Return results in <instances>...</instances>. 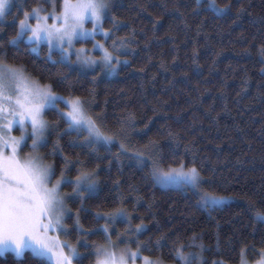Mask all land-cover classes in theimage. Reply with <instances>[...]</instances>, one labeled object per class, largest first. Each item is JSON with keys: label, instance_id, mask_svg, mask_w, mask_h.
Instances as JSON below:
<instances>
[{"label": "trees", "instance_id": "obj_1", "mask_svg": "<svg viewBox=\"0 0 264 264\" xmlns=\"http://www.w3.org/2000/svg\"><path fill=\"white\" fill-rule=\"evenodd\" d=\"M209 2L113 0L105 28L127 41L115 52L121 63L114 75L111 69L75 67L45 44L35 53L23 40L9 43L23 10L31 11L42 0H24L23 10L14 8L0 20V49L7 52L9 64L23 67L30 78L60 96L88 99L89 115L103 116L98 123L105 129L125 132L128 155L117 142L101 147L86 143L85 133L71 131L57 109L46 113L52 129L42 158L54 166V179L64 172L65 157L73 161L66 172L72 180L81 167L99 177L95 193L69 201L65 224L73 241L77 213L80 235L102 242L106 221L95 213L123 208L130 219L107 221L111 232L143 223L138 236L147 246L143 252L167 263L180 264L171 255L173 249L180 242L192 243L193 237L204 245V264H240L243 257L254 262L264 256V222L255 216L256 209H264V0H216L231 4L222 15L210 10ZM152 141L160 144L156 159L162 168L191 167L194 160L212 181L202 188L233 202L202 208L191 188H160L149 164L140 168L129 159ZM65 188L73 189L68 184ZM193 250L201 252L199 247ZM81 252L76 264L95 263L92 252ZM0 264L38 261L27 250L20 257L0 255Z\"/></svg>", "mask_w": 264, "mask_h": 264}, {"label": "snow or ice", "instance_id": "obj_2", "mask_svg": "<svg viewBox=\"0 0 264 264\" xmlns=\"http://www.w3.org/2000/svg\"><path fill=\"white\" fill-rule=\"evenodd\" d=\"M49 2L52 3L53 0ZM200 2L201 0H197V4ZM11 7V0H0V18L6 19ZM112 7L111 0H63V10L58 14L55 6L51 12H48L47 8L36 6L30 12L24 11L23 19L15 21L18 23L19 31L9 43L17 45L24 38L33 43L46 41L50 47H59L65 60L70 61L75 51L82 67L103 65L115 71V65L120 64L121 61L104 44L97 42L93 47V51L98 49L102 52L99 59L90 56L87 49L73 48L75 40L86 39L89 36L94 38L97 28L106 38H110L113 33L103 28V21ZM230 7L231 4L220 5L216 0H211L209 4L210 10L219 15L227 12ZM50 17L58 23L50 24L48 22ZM32 20H35V24ZM88 20L94 21L97 28H85L84 24ZM119 23L114 20V24L119 25ZM0 31L3 29L0 28ZM29 33L31 35H28ZM126 43V39L118 38L112 41V48H122ZM7 55L5 50L0 49V254L12 251L20 257L27 250H31L38 264H72L74 257H81L76 246L70 241L49 236L47 230L63 231L65 234L69 231L63 221L65 214H70L71 210L65 203V197L60 194V186L64 183H74L76 188L71 198L82 199L83 192L97 191L98 173L81 167L79 175L73 181L64 174L68 171V165L73 163L65 157L64 172L56 180L55 186L50 187L49 182L56 175L54 166L45 164L38 153L22 156L20 146L31 139V147L35 152L42 144L47 143L45 134L49 124L44 119V108L56 107L58 102L67 106V110L61 111L60 115L67 120L69 129L87 131L89 144H111L125 132L124 129L116 131L105 129L102 123H98V120L101 122L104 120L103 116L94 118L89 115L88 99L80 96H59L50 86L44 88L31 83L23 67L13 66L7 62ZM261 57L264 59V45L261 46ZM14 125H19L25 135L20 137L12 135L11 130ZM29 129H31L30 135ZM120 146L124 155H128L123 141H120ZM160 150L159 142L152 141L146 151H136L129 156V159L140 168L151 163L153 175L162 183H179L196 190L200 197L199 204L203 208H210L234 199L202 188V185L212 181L202 175L194 160L191 167L180 164L178 168H171L167 172L159 169L156 156ZM149 155L152 157L151 160L148 159ZM75 163L83 164L82 161ZM95 215L97 219L106 221L101 228L107 238V244L95 246V251L92 253L95 256V264H129V260L134 261L137 257H142L144 264H166L163 259L142 256L139 249L133 250L129 247L117 251L107 221L113 220L114 217H128L125 209L117 208L111 212H97ZM76 216L77 226L82 229V225L79 224V214L77 213ZM255 216L257 219H264V209H256ZM144 228L145 225L141 223L133 231L139 232ZM165 239L161 238V240ZM198 239L199 237H193L190 244L178 243L171 254L173 259L178 260L180 264H204L202 255L204 245L198 244ZM157 246H163L161 241H157ZM143 247L147 246L143 245ZM196 247H199L201 252L194 251ZM214 264H224V262L218 260ZM241 264H247V261L242 259ZM261 264H264V261Z\"/></svg>", "mask_w": 264, "mask_h": 264}, {"label": "rangeland", "instance_id": "obj_3", "mask_svg": "<svg viewBox=\"0 0 264 264\" xmlns=\"http://www.w3.org/2000/svg\"><path fill=\"white\" fill-rule=\"evenodd\" d=\"M202 1H204V0H201V2ZM23 2H24V0H11V4H12V7H11V11L14 9V8H16L17 10H19V9H21V10H23L24 9V5H23ZM111 3H113V0H111ZM211 2H209V4H210ZM62 5H63V0H53V2L52 3H50L49 2V0H42V3H40L39 5H37V6H41L42 8H47L48 9V12H51V11H53V7L55 6V11L59 14L60 12H62ZM10 11V12H11ZM24 11L25 10H23V13H24ZM30 12V11H29ZM9 14V13H8ZM46 14V13H45ZM107 17V16H106ZM106 17L104 18V21H103V28L104 29H106L105 28V19H106ZM24 18V16H22V18L21 19H23ZM0 20H5V19H2V18H0ZM50 24H52V23H58V21H56L53 17H50L49 18V21H48ZM32 23L33 24H35V20H32ZM84 27L85 28H88V29H93V28H97V26H96V24H95V22L94 21H92V20H88V21H86L85 22V24H84ZM106 30H108V29H106ZM18 31H19V27H18ZM113 33V32H112ZM28 35H31V33H29ZM118 39V37H117V35H115L114 33L110 36V38H106L105 36H104V34L102 33V32H100V30H99V28H97V34L95 35V37L93 38L92 36H89L88 38H86V39H78V40H75L74 41V44H73V48L74 49H87L88 50V54L90 55V56H95L97 59H99L101 56H102V52L100 51V50H95V51H93V47H94V45L97 43V42H100V43H102V44H104L106 47H108L109 48V50L110 51H113L114 52V55L117 57V55L115 54V52H120L121 50H122V48H118V49H113L112 48V41L113 40H117ZM26 44H28L29 46H30V49H31V51H33V52H35V53H37L38 52V49H39V46L40 45H42V44H45V45H47L51 50H54V51H59L60 53H61V57H62V59H63V53H62V51H61V49L59 48V47H50L49 46V44L46 42V41H37V42H35V43H33V42H31V41H29L27 38H24V39H22ZM65 48H67V45H65ZM33 49H35V50H33ZM64 61H66V62H68V63H70V64H72V65H74L75 67H78V68H80V69H82V70H84V71H93V70H102L103 72H108L109 70H110V68H107V67H105V66H103V65H94V66H92V67H82L80 64H79V62H78V57H77V55L75 54V51H73V54L71 55V59H70V61L69 60H65V59H63ZM121 61V60H120ZM120 64H117V65H115V68L116 67H118ZM112 70V69H111ZM115 72H116V69H115V71H113L112 70V75H114L115 74ZM26 76L28 77V79H29V81L31 82V83H34V84H37V85H39L40 87H44V88H47V86H43V85H41V84H39L37 81H35L34 79H32V78H30L27 74H26ZM58 95V94H57ZM60 96V95H59ZM60 105H63V106H65V110H67V106H66V104H64V103H62V102H58V105L56 106V107H45L44 108V119L48 122V120H47V117H46V113H47V111L48 110H52V109H57L59 112H61L62 110H60ZM6 107H7V105H6ZM64 110V111H65ZM65 119V118H64ZM66 120V119H65ZM67 121V120H66ZM48 124H49V127H48V130H47V132H46V139H47V134L50 132V130L52 129V125L48 122ZM71 131H75V132H77V133H85V138H84V141L86 142V143H88V132L87 131H84V130H71ZM11 134L12 135H14V136H16V137H20V136H23V135H25V133H24V131L20 128V126L19 125H14L13 126V128H12V130H11ZM29 135L31 134V129H29V133H28ZM120 141H123V136H121V137H118L117 139H115L112 143H114V142H117V143H119V146H120ZM111 143V144H112ZM31 144H32V140L31 139H28L27 141H26V144H22L21 146H20V154L22 155V156H27L29 153H34V154H36V153H38L39 154V156L40 157H42V147L45 145V144H42L38 149H36L35 150V152H34V150H33V148L31 147ZM89 144V143H88ZM93 145H95V146H99V147H101V146H109L110 144H104V143H92ZM121 147V146H120ZM146 151V150H145ZM143 152V151H142ZM148 159L149 160H151L152 159V157H151V155H149L148 156ZM157 160V159H156ZM43 162L45 163V164H48V163H46L44 160H43ZM50 165V164H49ZM149 165L151 166V168H152V164L151 163H149ZM157 167L159 168V169H161V170H163V171H165V172H167L169 169H171V168H169V169H164V168H162L160 165H159V163H158V161H157ZM175 168H178V167H175ZM66 176H68L67 175V173L65 172L64 173ZM154 177H155V182H156V184L160 187V188H163V189H169V188H174V189H179V188H185V186H183L182 184H179V183H169V184H165V183H162V182H160V179L157 177V176H155L154 175ZM60 178V177H59ZM59 178H57V179H59ZM57 179H52L50 182H49V186L50 187H54L55 186V182H56V180ZM74 181V180H73ZM66 184H68L69 186H72L73 187V189L72 190H70V191H68V190H66V188H65V185ZM75 188H76V185L74 184V183H64V184H62L61 186H60V194L61 195H63L64 197H65V203H66V205L68 206V208H69V201H71V200H75L74 198H71V196H72V194L74 193V190H75ZM192 189V188H191ZM193 190V189H192ZM196 194H197V191L196 190H193ZM86 193H87V191H85V192H83V194H82V196L84 197L85 195H86ZM197 196H198V198H199V200H200V197H199V195L197 194ZM226 197H228V196H226ZM233 200L234 199H232V200H229V201H225V202H223V203H220V204H217V205H215V206H213V207H223V206H225V205H228V204H230V203H232L233 202ZM203 208V207H202ZM70 209V208H69ZM70 214H65V217H64V221H63V223L65 224V221H66V219H67V217L69 216ZM74 220H75V224H74V226L78 229V236H77V240L76 241H73L71 238H70V236H69V233H70V231H68V233L67 234H65V232H63V231H59V232H57V231H53V230H51V229H49V230H47L48 231V235L49 236H51V237H59V239L60 240H63V241H70L73 245H75L76 246V248H77V250L81 253V257L83 256V253L81 252L82 251V249H88L89 250V252H92V253H94V251H95V246L96 245H101V244H107V238H106V235H105V233H104V231H103V229H102V231H103V236H104V240L102 241V242H93V241H88L87 239H84L83 238V236H81L80 234H81V229H80V227H78L77 226V217L76 218H74ZM260 220H262L263 222H264V219H260ZM80 224V223H79ZM66 225V224H65ZM130 223H129V225L127 226V228H125V229H123V232H120V231H118V232H111V229L109 228V231H110V233H111V239H112V241L114 242V244L116 245V247H117V251H119L120 249H124V248H131V249H133V250H137V249H139L140 251H141V253H142V256H147V257H149L150 259H158V258H153V257H151V256H149L148 254H146V253H144L143 252V249L145 248V247H143V244L139 241V239H138V236L140 235V233L142 232V230L141 231H139V232H135V231H133V228L132 227H130ZM68 228V227H67ZM69 230V229H68ZM90 235H92V234H90ZM85 242H86V244H85ZM135 246V247H134ZM28 251H31V250H28ZM8 252H12V251H8ZM7 253V252H6ZM14 253V252H13ZM5 254V253H4ZM0 255H3V254H0ZM81 257H74L73 258V261H72V264H76V260H78L79 258H81ZM243 260H246L247 261V264H261V262L262 261H264V256H262L260 259H258L257 261H254V262H250V261H248L246 258H242ZM242 261V260H241ZM95 264V263H94ZM129 264H144V261H143V259H142V257H137L136 258V260H134V261H132V260H129ZM166 264H178V263H167L166 262ZM240 264H241V262H240Z\"/></svg>", "mask_w": 264, "mask_h": 264}]
</instances>
